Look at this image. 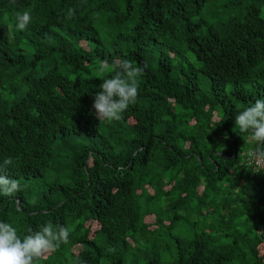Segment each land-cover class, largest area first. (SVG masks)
<instances>
[{
  "label": "trees",
  "instance_id": "1",
  "mask_svg": "<svg viewBox=\"0 0 264 264\" xmlns=\"http://www.w3.org/2000/svg\"><path fill=\"white\" fill-rule=\"evenodd\" d=\"M114 58L147 67L99 121ZM256 99L264 0H0V163L23 186L0 221L69 227L37 264H264V169L235 127Z\"/></svg>",
  "mask_w": 264,
  "mask_h": 264
},
{
  "label": "clouds",
  "instance_id": "2",
  "mask_svg": "<svg viewBox=\"0 0 264 264\" xmlns=\"http://www.w3.org/2000/svg\"><path fill=\"white\" fill-rule=\"evenodd\" d=\"M75 15L69 8L67 17ZM15 27L25 30L32 22L29 10L15 13ZM147 65L134 64L126 58H114L109 64L103 62L100 71L111 75L102 79L92 103L95 116L99 121H119L130 105L138 98V78L142 77ZM235 127L240 133H249L255 147L249 151V158L256 169H264V99H256L250 106L237 111ZM225 134V139H227ZM14 163L13 157H5L0 163V195L11 197L23 191L20 181L8 174L9 167ZM70 229L65 225H53L48 222L39 230L28 229L22 238L11 223L0 221V264H37L48 253L57 250L62 244L70 243Z\"/></svg>",
  "mask_w": 264,
  "mask_h": 264
},
{
  "label": "rangeland",
  "instance_id": "3",
  "mask_svg": "<svg viewBox=\"0 0 264 264\" xmlns=\"http://www.w3.org/2000/svg\"><path fill=\"white\" fill-rule=\"evenodd\" d=\"M250 138V137H249ZM260 249H261V253L264 254V245H261L260 246Z\"/></svg>",
  "mask_w": 264,
  "mask_h": 264
},
{
  "label": "built area",
  "instance_id": "4",
  "mask_svg": "<svg viewBox=\"0 0 264 264\" xmlns=\"http://www.w3.org/2000/svg\"><path fill=\"white\" fill-rule=\"evenodd\" d=\"M250 159V158H249ZM250 161H252L251 159H250Z\"/></svg>",
  "mask_w": 264,
  "mask_h": 264
}]
</instances>
